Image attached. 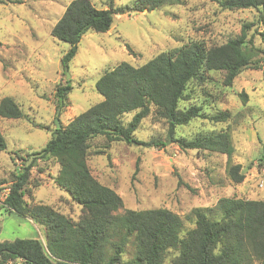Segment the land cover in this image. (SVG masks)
Returning <instances> with one entry per match:
<instances>
[{"label":"rangeland","instance_id":"rangeland-1","mask_svg":"<svg viewBox=\"0 0 264 264\" xmlns=\"http://www.w3.org/2000/svg\"><path fill=\"white\" fill-rule=\"evenodd\" d=\"M72 0H4L0 3V101L12 97L23 110L19 119L0 116V133L6 148L0 152V240L35 238L48 252L46 229L29 218L10 212L3 204L15 173L26 161L21 156L41 150L51 139L58 119L67 125L76 115L101 102L104 97L96 82L105 72L121 62L140 66L163 51L199 40L209 48L222 45L242 33L250 23L249 47L264 50L258 34L263 29L260 11L225 9L215 0H184L156 10L138 11L135 0H91L97 7L112 8L114 22L108 32H88L78 44L76 55L67 67L63 56L71 45L52 35V28ZM264 54L257 52L253 63L225 85L224 72H211L202 84L191 82L187 92L192 102L202 104L209 115L230 112L225 122L196 118L177 126L168 135L165 119L149 115L143 119L134 137L138 141L161 139L166 146L146 147L136 140L114 141L108 148L103 136L92 140L89 163L93 173L123 198L127 209L168 208L184 219L182 236L195 226L192 210L207 208L214 218L221 197L264 198V188L257 187L255 167L264 152ZM72 86L67 106L57 109L56 90ZM204 90L206 92H204ZM189 105L180 102V108ZM135 112H128V123ZM228 129L234 152L231 163L241 166L244 180L233 182L228 173L227 156L221 153L182 150L180 137L194 139ZM103 150L95 153L94 150ZM21 155V156H20ZM60 166L54 158L40 160L32 169L27 184L31 204H46L79 220L81 205L56 181ZM177 252L170 250L165 264ZM135 256L131 243L123 254V262Z\"/></svg>","mask_w":264,"mask_h":264},{"label":"trees","instance_id":"trees-1","mask_svg":"<svg viewBox=\"0 0 264 264\" xmlns=\"http://www.w3.org/2000/svg\"><path fill=\"white\" fill-rule=\"evenodd\" d=\"M183 1L135 0L134 7L138 11H152ZM215 1L230 10L258 9L263 25L258 34L264 41V0ZM114 14L112 6L100 8L91 0H72L68 4L51 32L71 45L62 58L64 67L76 55L86 33L111 29ZM251 25L244 24L240 35L222 45L208 48L203 41L195 40L163 51L143 65L124 61L105 70L96 82V89L104 99L76 115L67 125L55 128L41 150L20 155L26 163L15 173L3 201L10 212L45 227L48 252L35 238L0 240L2 260L22 259L27 264H165L169 251L175 250L177 254L170 264H264V199L221 197L215 207L220 215L217 218L210 215L211 209L197 207L192 210L195 226L182 236L184 219L168 208L127 209L118 213L124 207L123 198L93 173L89 163L93 139L105 137L104 148L114 141L131 143L136 140L134 134L143 119L151 114L168 122L170 137L177 126L196 118L225 122L230 112L205 113L202 104L191 101L187 88L191 82H207L211 72H224V83L230 86L253 63L257 52L264 54L263 49L248 45L253 42L248 35ZM71 90L69 83L57 88L58 110L67 106ZM182 100H188L189 105L180 108ZM128 112L135 114L125 123ZM0 116L19 119L25 114L12 97L6 96L0 101ZM136 141L149 148L167 143L161 139ZM176 141L182 150L225 154L230 179L235 183L244 180L241 166L231 163L234 146L228 129L194 139L180 137ZM6 146L0 133V152ZM104 151L94 150L99 154ZM50 158L60 166L57 183L73 202L81 205L82 215L77 221L52 206L31 204L26 199L33 167ZM129 243L135 256L130 262H123Z\"/></svg>","mask_w":264,"mask_h":264},{"label":"built area","instance_id":"built-area-1","mask_svg":"<svg viewBox=\"0 0 264 264\" xmlns=\"http://www.w3.org/2000/svg\"><path fill=\"white\" fill-rule=\"evenodd\" d=\"M263 69H264V63H263ZM255 176H257V187L260 189L264 188V157L259 160L255 167ZM9 192V191H8ZM0 264H27L25 261L22 259H7V260H2L0 257Z\"/></svg>","mask_w":264,"mask_h":264},{"label":"water","instance_id":"water-1","mask_svg":"<svg viewBox=\"0 0 264 264\" xmlns=\"http://www.w3.org/2000/svg\"><path fill=\"white\" fill-rule=\"evenodd\" d=\"M56 123H57L56 124V128H60L61 127V123H60V121L58 119L56 120Z\"/></svg>","mask_w":264,"mask_h":264},{"label":"crops","instance_id":"crops-1","mask_svg":"<svg viewBox=\"0 0 264 264\" xmlns=\"http://www.w3.org/2000/svg\"><path fill=\"white\" fill-rule=\"evenodd\" d=\"M262 199H264V198H262Z\"/></svg>","mask_w":264,"mask_h":264}]
</instances>
